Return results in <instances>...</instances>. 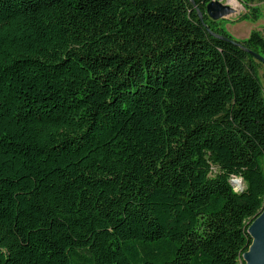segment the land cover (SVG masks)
Returning <instances> with one entry per match:
<instances>
[{
  "label": "trees",
  "instance_id": "1",
  "mask_svg": "<svg viewBox=\"0 0 264 264\" xmlns=\"http://www.w3.org/2000/svg\"><path fill=\"white\" fill-rule=\"evenodd\" d=\"M191 1L0 0V264H245L264 37Z\"/></svg>",
  "mask_w": 264,
  "mask_h": 264
},
{
  "label": "water",
  "instance_id": "2",
  "mask_svg": "<svg viewBox=\"0 0 264 264\" xmlns=\"http://www.w3.org/2000/svg\"><path fill=\"white\" fill-rule=\"evenodd\" d=\"M194 5V2L191 1ZM235 9L228 3L221 0H210L205 6V14L213 21L226 20L235 13ZM199 17L202 14L198 11ZM249 54L258 62L264 65V57L250 50ZM252 242L248 250L243 254L245 264H264V206L260 214L252 221L248 228Z\"/></svg>",
  "mask_w": 264,
  "mask_h": 264
},
{
  "label": "rangeland",
  "instance_id": "3",
  "mask_svg": "<svg viewBox=\"0 0 264 264\" xmlns=\"http://www.w3.org/2000/svg\"><path fill=\"white\" fill-rule=\"evenodd\" d=\"M236 1L239 6L233 7L236 12L226 19L225 30L236 40L247 38L251 31L264 37V0ZM221 2L228 3L227 0ZM258 76L264 89V67L258 68Z\"/></svg>",
  "mask_w": 264,
  "mask_h": 264
},
{
  "label": "clouds",
  "instance_id": "4",
  "mask_svg": "<svg viewBox=\"0 0 264 264\" xmlns=\"http://www.w3.org/2000/svg\"><path fill=\"white\" fill-rule=\"evenodd\" d=\"M218 174H223V169L220 168L218 165L213 164L209 161V172L208 178L215 179ZM228 181L232 182V191L234 193H239L244 190L246 187L245 178L241 173H232L228 176Z\"/></svg>",
  "mask_w": 264,
  "mask_h": 264
},
{
  "label": "bare ground",
  "instance_id": "5",
  "mask_svg": "<svg viewBox=\"0 0 264 264\" xmlns=\"http://www.w3.org/2000/svg\"><path fill=\"white\" fill-rule=\"evenodd\" d=\"M227 2H228L232 7H237V6H239L236 0H227Z\"/></svg>",
  "mask_w": 264,
  "mask_h": 264
}]
</instances>
